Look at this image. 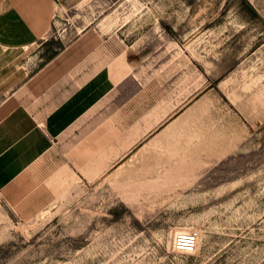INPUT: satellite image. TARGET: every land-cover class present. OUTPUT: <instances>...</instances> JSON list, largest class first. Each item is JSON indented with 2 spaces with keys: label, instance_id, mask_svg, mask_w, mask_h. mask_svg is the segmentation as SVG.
Segmentation results:
<instances>
[{
  "label": "rangeland",
  "instance_id": "rangeland-1",
  "mask_svg": "<svg viewBox=\"0 0 264 264\" xmlns=\"http://www.w3.org/2000/svg\"><path fill=\"white\" fill-rule=\"evenodd\" d=\"M105 42L133 75L86 133L102 136L68 142L59 200L0 204V264H264V0L58 2L34 61L0 50V117L30 105L13 97L28 75Z\"/></svg>",
  "mask_w": 264,
  "mask_h": 264
},
{
  "label": "crops",
  "instance_id": "crops-1",
  "mask_svg": "<svg viewBox=\"0 0 264 264\" xmlns=\"http://www.w3.org/2000/svg\"><path fill=\"white\" fill-rule=\"evenodd\" d=\"M68 1L81 0H0V50L20 67L35 59L53 26L57 3ZM105 44L96 57L70 65L64 54L57 55L21 78L13 97L30 105L19 100L0 117V204L22 216L29 204H54L70 169L75 171L66 155L68 142L102 136L86 133L133 75L130 47Z\"/></svg>",
  "mask_w": 264,
  "mask_h": 264
},
{
  "label": "built area",
  "instance_id": "built-area-1",
  "mask_svg": "<svg viewBox=\"0 0 264 264\" xmlns=\"http://www.w3.org/2000/svg\"><path fill=\"white\" fill-rule=\"evenodd\" d=\"M200 233L198 231L179 232L175 238L174 248L177 252L194 254L199 246ZM181 243L185 246L181 247Z\"/></svg>",
  "mask_w": 264,
  "mask_h": 264
},
{
  "label": "snow or ice",
  "instance_id": "snow-or-ice-1",
  "mask_svg": "<svg viewBox=\"0 0 264 264\" xmlns=\"http://www.w3.org/2000/svg\"><path fill=\"white\" fill-rule=\"evenodd\" d=\"M185 245L183 243H181V247H184Z\"/></svg>",
  "mask_w": 264,
  "mask_h": 264
}]
</instances>
